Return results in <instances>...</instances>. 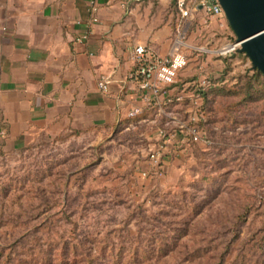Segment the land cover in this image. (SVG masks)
Masks as SVG:
<instances>
[{"label":"rangeland","instance_id":"obj_1","mask_svg":"<svg viewBox=\"0 0 264 264\" xmlns=\"http://www.w3.org/2000/svg\"><path fill=\"white\" fill-rule=\"evenodd\" d=\"M181 28L206 49L190 62L202 63L215 82L208 92L214 143L180 129L192 104L172 111L159 105L117 128L66 129L39 136L28 149H1L0 264H59L49 262L47 245L34 258L21 245L34 236L48 240L47 231L61 232L73 220L90 229L131 228L157 248L138 261H206L210 255L199 250L230 240V256L254 246L250 257L264 261L257 250L264 247V73L240 44L221 52L237 42L224 10L199 11ZM161 129L188 137L164 144ZM153 150L160 164L151 160ZM193 244L201 248L183 254Z\"/></svg>","mask_w":264,"mask_h":264},{"label":"crops","instance_id":"obj_2","mask_svg":"<svg viewBox=\"0 0 264 264\" xmlns=\"http://www.w3.org/2000/svg\"><path fill=\"white\" fill-rule=\"evenodd\" d=\"M90 2L0 0L3 150L66 129L117 128L132 107H147L127 77L134 48L143 44L168 53L180 23L176 1L135 0L122 7L120 0H95L99 19L88 40L79 42ZM189 63L180 81L199 72ZM102 73L110 75L105 93L97 87Z\"/></svg>","mask_w":264,"mask_h":264},{"label":"trees","instance_id":"obj_3","mask_svg":"<svg viewBox=\"0 0 264 264\" xmlns=\"http://www.w3.org/2000/svg\"><path fill=\"white\" fill-rule=\"evenodd\" d=\"M255 70L260 72L257 69ZM198 74L187 80H179L172 86L166 88L158 97L159 105H164L168 110L172 111L171 109L178 105L191 108L193 99H197L198 106L187 112L189 123L195 124L199 132L210 140V144H213L214 138L211 136L213 131L209 125L210 97L208 96V92L211 87L204 89L199 83L200 78L204 76L210 80L212 79L203 74L201 70ZM259 83L263 84L264 80L259 81ZM180 95L182 96V100H176V97ZM168 98H171L172 101H167ZM157 106L158 104L155 103L148 105L142 114L134 118L142 116L145 112L148 113L156 110ZM192 114L198 115L197 121L191 122L190 117ZM181 131L182 130H178V138H187L188 135ZM3 138L0 141V150L2 149L1 142ZM31 145L23 149H28ZM133 233L134 231L126 226L113 225L104 228L90 229L86 226H80L73 220L70 228L62 229L61 232H52V230L47 231L46 235L48 240L43 237H32L33 242H30L28 246L24 244L21 245V247L23 246L22 249L25 251L22 254H27L28 257L34 258L39 252L44 250L47 245L48 252L50 253V257L48 258L49 262H56L59 264H264V261H261V256H257L254 259L250 257L251 248L254 246L245 249L242 247L234 256H230L233 248L232 240L224 243L222 246L215 245L199 250L201 247H196V245L193 244V248L190 249L186 246L184 250H182L183 254H187L193 250L195 252L198 250L204 252V256L210 255L206 261L199 260L196 262V260L199 259L197 257L195 260L190 257L176 259L174 262L170 263L160 260L153 262L149 259L138 261L136 255L141 252L144 254L153 253L154 250L157 251V248L147 246L148 244L144 237L138 235L136 238L135 233ZM160 250L163 251L162 248ZM257 250L262 253L264 252V247L259 244ZM14 255H18L17 248H14Z\"/></svg>","mask_w":264,"mask_h":264},{"label":"built area","instance_id":"obj_4","mask_svg":"<svg viewBox=\"0 0 264 264\" xmlns=\"http://www.w3.org/2000/svg\"><path fill=\"white\" fill-rule=\"evenodd\" d=\"M135 0H120L122 7H127L128 4ZM176 6L180 17V23L176 29L175 36L172 41V45L168 53L164 56L158 54L153 48L138 44L134 48L135 66L128 74V78L134 80L138 85L139 95L145 105H151L152 103L159 104V95L165 91L166 88L172 86L179 81L181 71L186 68L193 58L198 55V52H205V48L197 47L187 40L186 32L181 28L183 21L192 20L199 11L212 16H218L223 12V8L218 0H176ZM89 17L87 20L81 22L84 30L77 36V41L83 42L88 40L92 33L93 25L98 21V6L95 0H91L89 7ZM238 42L231 43L221 49L222 53L230 52L235 49ZM197 61V60H196ZM196 68L200 71L203 68V64L196 62ZM202 88H210L215 82L208 79L206 76L201 77L199 81ZM110 84V75L102 73L98 76L97 87L101 92H108ZM176 100H182V96H177ZM167 101H172L168 98ZM194 108L198 106V100L193 99ZM144 108L141 106H134L128 112V117H135L142 114ZM170 117L174 118L172 112H169ZM191 122L198 120V115L192 114L190 117ZM186 128L191 135V139L194 141L204 140L209 142L198 130L197 126L193 123L188 125H180V129ZM190 128V129H189ZM163 138V143L178 142V130H166L161 129L159 132ZM4 137V130H0V141ZM151 160L157 164H160V155L156 150H153L150 154Z\"/></svg>","mask_w":264,"mask_h":264},{"label":"water","instance_id":"obj_5","mask_svg":"<svg viewBox=\"0 0 264 264\" xmlns=\"http://www.w3.org/2000/svg\"><path fill=\"white\" fill-rule=\"evenodd\" d=\"M240 50L264 73V0H218Z\"/></svg>","mask_w":264,"mask_h":264}]
</instances>
